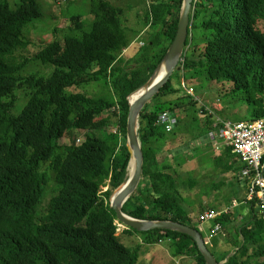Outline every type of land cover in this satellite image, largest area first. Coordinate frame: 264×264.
Returning <instances> with one entry per match:
<instances>
[{"label":"trees","instance_id":"trees-1","mask_svg":"<svg viewBox=\"0 0 264 264\" xmlns=\"http://www.w3.org/2000/svg\"><path fill=\"white\" fill-rule=\"evenodd\" d=\"M182 1L145 0L126 9L91 0L87 19L72 14L65 37L55 29L51 42L39 37L38 29L32 39L25 37L44 15L40 0H20L14 7L0 0V264H138L141 246L122 242L133 235H143L148 244L168 242L174 258L207 264L188 235L131 228L117 234L110 207L113 191L129 171L128 96L149 80L174 40ZM191 21L181 71L140 115L143 182L123 211L136 219L181 223L203 236L173 177L184 153L173 156L172 150L206 135L183 133L179 115L198 107L185 89L195 96V80L214 82L208 99L215 98L222 109L215 116L237 117L225 114L236 101L250 109L237 123L264 120V0H194ZM136 36L143 45L129 55ZM95 84L100 89L89 92ZM103 89L108 93L101 95ZM200 110L210 127L213 117ZM164 112L176 118L170 133L159 121ZM77 132L84 136L78 142ZM165 147L171 162L161 166L158 154ZM248 203L253 219L242 226L238 239L230 238L239 251L227 264H264L262 200ZM224 214L213 228L233 224L232 213Z\"/></svg>","mask_w":264,"mask_h":264},{"label":"crops","instance_id":"crops-1","mask_svg":"<svg viewBox=\"0 0 264 264\" xmlns=\"http://www.w3.org/2000/svg\"><path fill=\"white\" fill-rule=\"evenodd\" d=\"M88 14L85 15V18L88 17ZM183 84L182 82V86ZM183 88L185 89V86ZM171 98H175V95L168 96V99ZM184 112L187 113L189 111L186 109ZM189 113H191L192 117L196 118L195 112ZM217 117L224 121L237 123V120L234 121L232 117V121ZM179 120L181 123L185 122L186 115L184 114L183 116L181 113ZM240 121H243L242 117H240ZM202 124L201 131L206 132V135L197 140H193L190 137L192 138L190 142H187L180 148L175 147L172 150L173 156L184 153V163H181V168L178 173L175 172V175L173 170L169 172L176 178L177 185H180L181 182L186 187L188 194L185 204L186 212L187 214H191L190 218L193 219L194 224L203 233L204 240L207 242L210 251L219 263L227 264L229 259L239 251L236 247H232L230 238L233 241L238 239L239 230L241 231L242 226L250 223L253 219V215L248 209L249 191L243 174L245 165L237 159L226 143L222 141L223 145H221V141L218 139V131L214 129V119L211 120L210 127L206 119ZM198 133L192 136L195 137ZM215 140L216 143L214 144ZM190 144L191 146L189 147ZM165 148L164 151L158 154V162L161 166L171 162L168 152L169 147L166 150ZM233 203L234 206H232ZM195 208L199 214L208 210L220 213L230 211L224 215L232 213L231 215L235 217V220L233 224L222 226L224 231L212 237L214 220L201 223L197 217L199 214L197 215V212L194 210ZM177 259L175 260V264H193L189 258L179 257V260ZM260 261L264 262V258H261Z\"/></svg>","mask_w":264,"mask_h":264},{"label":"water","instance_id":"water-1","mask_svg":"<svg viewBox=\"0 0 264 264\" xmlns=\"http://www.w3.org/2000/svg\"><path fill=\"white\" fill-rule=\"evenodd\" d=\"M194 0H183L179 15L177 32L174 40L170 44L163 59L158 64L149 80L138 90L128 96L129 112L126 126V146L130 153L128 164L127 179L122 182L112 193L110 197V207L116 212L117 221L125 229L131 228L138 232H148L155 229L170 230L190 236L203 254L207 264H222L217 261L210 251L207 242L202 234L187 225L170 220H142L136 219L124 213L123 206L129 197L136 191L143 176L144 153L140 130V115L147 103L160 91V89L170 80L175 71H181L183 56L185 54V45L192 24L191 14ZM163 70V76L158 80L160 71ZM134 99L131 98L136 94ZM193 145V144H192ZM191 144L189 145V147ZM130 165H132L130 169Z\"/></svg>","mask_w":264,"mask_h":264},{"label":"rangeland","instance_id":"rangeland-1","mask_svg":"<svg viewBox=\"0 0 264 264\" xmlns=\"http://www.w3.org/2000/svg\"><path fill=\"white\" fill-rule=\"evenodd\" d=\"M10 3L11 7H14L15 5L20 3V0H8ZM90 1L91 0H62V4L59 5L58 0H57V4L55 2L52 3V0H40V3L42 5V11L44 13L42 19L38 20L36 22L37 28L32 27L29 28L25 31V37L27 39H32L35 34V29L39 30V37H44L43 39L46 41H54L55 40V29H60L59 31V35L61 37H65L66 35V30L65 29L68 25L71 24V16L74 13H79L81 15H86L88 14L90 11ZM109 2L113 3L114 5L117 6H122L126 9H128L130 7V5H142L144 3H146L148 0H108ZM86 2V3H85ZM143 6V5H142ZM59 7V8H58ZM62 10H66L65 12H62ZM58 14V17L55 20V16ZM87 19V18H86ZM58 20V21H57ZM131 20V19H130ZM40 27V29H39ZM135 39H132L129 43V47H132L131 49V53L129 55H132L133 53H135V49L134 46L139 47L137 45H141V43L144 42V39H142L143 41H140V39L136 37H134ZM179 80L184 82L183 78H182V74H179ZM178 80V81H179ZM194 85L193 88L196 90L195 93H197V95H195L193 98L194 102L198 103V107H194V109H189V112H195L196 114V118L192 117L191 113L187 112V113H182L183 116L184 114L186 115V120L183 124V126H185V129L183 131V133L187 136L190 137L191 135L196 134L197 132H199L198 130L202 129L203 126V122L206 119V116H203L201 114V107L203 109H205V111L207 112V114H209V112L214 114V111H218V110H222L220 107V104L217 100L213 99H208L209 96L214 94V90L216 89L214 85V82H210V81H201V79L195 80L194 81ZM100 89V85L99 84H95V85H91L88 88V91H96ZM104 90V89H103ZM108 91L104 90L101 92V95H105L107 94ZM159 93V92H158ZM210 98V97H209ZM168 99L167 97H164L163 100ZM236 103V104H235ZM234 104H229L228 108L225 109V114H227L228 116H231L232 114H236L237 117L235 116L233 118V120H238L240 119V117H242L243 119L246 118V116L249 115L250 109L249 107L244 104H238L235 101ZM218 105V107H217ZM212 116V115H211ZM214 119V117H213ZM116 120V118L114 119ZM111 129L114 132H117L115 128L111 127ZM83 134H80V132H77L75 134L76 137V142L83 140L84 136H82ZM122 137V135H121ZM221 142V145H223V142L225 143V140L223 138H218ZM63 143H69L70 140L67 139H63L61 140ZM223 141V142H222ZM216 143V140L214 142V144ZM181 171V170H180ZM179 181V180H178ZM142 180H141V184H142ZM180 182V181H179ZM177 183V182H176ZM51 185V184H50ZM177 187L179 188H183V192L185 195V199L187 200L188 198V194L186 191V187L183 186L182 187V183L180 182V185H177ZM107 188H109V185H105L102 187V190H106ZM195 212H197L196 208L194 209ZM202 210V209H201ZM200 210V211H201ZM228 212V211H227ZM229 213V212H228ZM199 213L197 212V215ZM224 213L222 212V215ZM200 215V214H199ZM199 215L197 217H199ZM117 226H118V230H117V234H120L125 228L119 224V222L116 220ZM123 243H127L126 245L130 248H133V246L136 244H139L141 246L140 252H139V261L138 264H175V259L174 257L171 256V254L169 252H167V249L169 248L168 242L162 241V242H158L155 244H148L146 243V241H144V236L143 235H133V236H127L126 239H123L122 241ZM169 250V249H168ZM179 260V258L177 259Z\"/></svg>","mask_w":264,"mask_h":264},{"label":"built area","instance_id":"built-area-1","mask_svg":"<svg viewBox=\"0 0 264 264\" xmlns=\"http://www.w3.org/2000/svg\"><path fill=\"white\" fill-rule=\"evenodd\" d=\"M58 3L61 5L62 0H58ZM185 92L189 96L194 95L192 89H186ZM208 115L214 117V129L218 131L219 138H223L227 147L245 162L246 168L244 167L243 174L249 191L248 200L259 197L264 210V120L253 123H233L221 120L211 112ZM159 121L167 133L176 126V119L169 112L162 113ZM221 215L222 212L208 210L199 215V221L204 223L215 220ZM222 231H224L222 225L218 224L213 228L211 235L214 237Z\"/></svg>","mask_w":264,"mask_h":264},{"label":"bare ground","instance_id":"bare-ground-1","mask_svg":"<svg viewBox=\"0 0 264 264\" xmlns=\"http://www.w3.org/2000/svg\"><path fill=\"white\" fill-rule=\"evenodd\" d=\"M162 76H163V70L160 71L159 76H158V80L161 79ZM138 95H139V93H136V94L131 98V100H134ZM131 167H132V165H130V169H131Z\"/></svg>","mask_w":264,"mask_h":264},{"label":"clouds","instance_id":"clouds-1","mask_svg":"<svg viewBox=\"0 0 264 264\" xmlns=\"http://www.w3.org/2000/svg\"><path fill=\"white\" fill-rule=\"evenodd\" d=\"M186 90V89H185ZM193 97H194V95H193Z\"/></svg>","mask_w":264,"mask_h":264}]
</instances>
